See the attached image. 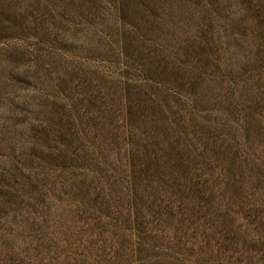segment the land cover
I'll list each match as a JSON object with an SVG mask.
<instances>
[{"label": "rangeland", "instance_id": "1", "mask_svg": "<svg viewBox=\"0 0 264 264\" xmlns=\"http://www.w3.org/2000/svg\"><path fill=\"white\" fill-rule=\"evenodd\" d=\"M0 264H264V0H0Z\"/></svg>", "mask_w": 264, "mask_h": 264}]
</instances>
